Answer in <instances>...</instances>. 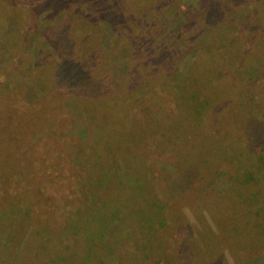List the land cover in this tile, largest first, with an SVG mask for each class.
Here are the masks:
<instances>
[{"label":"rangeland","instance_id":"1","mask_svg":"<svg viewBox=\"0 0 264 264\" xmlns=\"http://www.w3.org/2000/svg\"><path fill=\"white\" fill-rule=\"evenodd\" d=\"M148 1L0 0V264H264V0H176L200 29L225 28L210 34L218 55L203 61L207 80H156L155 91L126 80L140 87L132 93L122 78L93 86L87 73L48 88L45 74L79 62L75 28L117 26ZM138 36H124L128 64L151 82L156 35ZM196 48L182 43L161 70H187ZM181 85L202 94L186 98L203 121L160 88ZM240 172L257 181L227 179Z\"/></svg>","mask_w":264,"mask_h":264},{"label":"trees","instance_id":"2","mask_svg":"<svg viewBox=\"0 0 264 264\" xmlns=\"http://www.w3.org/2000/svg\"><path fill=\"white\" fill-rule=\"evenodd\" d=\"M168 2V1H167ZM162 4V3H161ZM161 4L155 2L154 0H149L148 2L136 7V10L134 11L133 17L131 15L127 16L124 22L119 23L117 26H113L109 22L105 21H99V20H90L89 25H91L90 30H87V24L84 23V27L81 28H75L71 34L70 37L74 40H77V50H75L70 57L76 61L81 62H71L72 67V73L66 72V70L60 74V71L56 73L54 71L53 73H50V78L45 74L47 72V68H49V64L45 66V68L41 69L40 74H45L46 80L53 81L54 84L51 86L49 85L48 88L54 87L56 85L64 86L69 80L75 79L79 80L84 77H87V73L90 74L95 80L94 85L101 86L102 83L100 81L104 80L106 75L109 77H112L113 75L117 76L118 78H122L123 80L120 81L119 86L125 87L126 89L130 90V92L134 93L137 92L140 87L135 85H128L125 84L126 80L130 82H135L133 80L142 81V84H148L150 85L154 91L157 88V82L156 80H162V81H169V80H180L184 81L188 78H199L202 80H207L212 75L209 72V69L212 67V65L205 64L203 61H211L212 60V54L215 55L216 53L214 51L216 45L212 44V41L210 39V34L218 36L217 31L219 32L222 29V34L225 32L224 26L221 25V22L217 21H209L206 22V27L204 29H200L201 26H198L197 23L199 20L193 19V12L192 8L189 6L187 9H183V6L181 3L176 0H171L169 5L166 2H163L162 5H164L163 8V15L165 18H167L170 22L171 28L170 33L168 36L167 34H163L161 36V32L164 31L165 27L159 23L158 15L160 13V6ZM132 6V5H131ZM134 8V6H132ZM162 15V13L160 14ZM163 21V20H161ZM194 21V24L192 25V22ZM105 24H107L109 28V34L108 39L104 41L102 38L103 32L105 30ZM216 24H220L218 28L215 30L211 27L215 26ZM223 27V28H222ZM71 28V27H70ZM70 28H68L70 30ZM143 31H151L154 32L156 37L150 38L147 37L148 46H150V50L155 52L156 57L151 59L154 60V63H150V66L155 69L156 72V79L149 82L150 76L144 75L141 76L139 74V69H135L131 67L128 63L133 64V61L135 60L133 55H129V47L127 46L129 44V38H124V36L128 37H139L138 33ZM112 32L113 34H111ZM176 33V34H175ZM175 34V35H174ZM182 36V37H181ZM143 37V36H140ZM174 37L181 38L178 42L177 39L172 40ZM220 37V36H219ZM72 40V41H73ZM190 42H193L191 44ZM43 43V42H42ZM106 44V46L104 45ZM187 44L189 47L190 45H193L194 47H197L196 49L192 50V53L195 54L196 58L193 59V62L191 63L190 67L179 73V69L175 67L176 69H173V71H162L160 68V64L163 62V60H172L175 61L176 56H178L181 51V44ZM213 49V50H212ZM182 52V51H181ZM88 61V62H87ZM176 62V61H175ZM228 62V60H227ZM90 65H89V64ZM198 64L202 65V70L199 71L196 66ZM82 65V66H81ZM230 65V64H229ZM221 64L217 65L214 69V76L219 78L221 76ZM83 69V72H86L84 74H80V69ZM168 76H171L173 74V77H163L165 74ZM56 75H59L60 77L57 79ZM198 75V76H193ZM126 77V78H125ZM260 79V77H257ZM121 82H123L121 84ZM141 84V86H142ZM78 85V84H77ZM261 87L256 92L257 95L264 92L263 84L261 83ZM48 86V81H47ZM189 88H187V87ZM181 85L182 92H178L174 89H167L166 87L160 86L162 91L168 95H172L180 100L181 106L179 113L184 116L186 112L191 110V112L196 111L197 107L194 106L193 103H190L186 95L189 94V96L192 99H195L199 101L200 97L202 96L201 93H198V90L196 87L192 85ZM138 87V88H137ZM137 88V89H136ZM81 89V88H77ZM73 91L76 89H72ZM16 91V90H15ZM69 94V90L65 91ZM157 93V92H154ZM144 96V95H143ZM256 94L251 98L250 102H256L254 97ZM212 99L210 96H206L205 101L208 103L209 100ZM239 109L242 110V107L239 106ZM200 113H197V111L194 113V117L192 119H197L198 121H203L204 116H199ZM255 141V140H254ZM252 141V142H254ZM257 147V146H256ZM245 155V154H244ZM261 155V156H260ZM258 154L259 158L264 160V155ZM247 160V159H245ZM248 163V162H247ZM247 163H236L235 166L238 168V171H240V168L243 166H246ZM241 165H243L241 167ZM221 170H226L225 166H221ZM241 171L245 172V168ZM248 171V170H246ZM246 176V177H245ZM231 177H236L235 185H238L240 183V179H244L245 183L248 185L251 184L253 181H257L252 178V176L248 175H242L241 172L236 174H230V176L227 178L230 180ZM162 207H166V205L163 203L161 204ZM228 223V222H225Z\"/></svg>","mask_w":264,"mask_h":264}]
</instances>
